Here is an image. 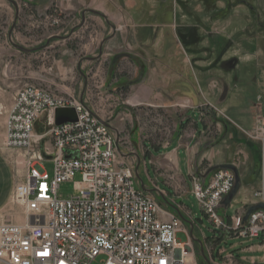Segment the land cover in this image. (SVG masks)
<instances>
[{"label":"rangeland","instance_id":"374dc122","mask_svg":"<svg viewBox=\"0 0 264 264\" xmlns=\"http://www.w3.org/2000/svg\"><path fill=\"white\" fill-rule=\"evenodd\" d=\"M15 1L17 27L25 39L15 42L36 48L24 52L12 46L8 30L14 8L0 0V166L10 167L15 181L0 214L10 210L19 212L17 218L10 214L14 220L23 219L11 201L17 173L24 171L23 153L2 144L4 111L14 92L26 84L79 98L107 122L118 141V159L134 170L138 165L135 187L143 189V184L163 210L175 208L167 189L180 185L176 150L187 143L197 158L211 151L218 157L205 173L231 164L237 168L239 186L258 182L257 194L264 199V141L258 135V126L264 123L263 103L243 90L250 71L244 51L264 48V0ZM84 9L103 13L115 31L101 15L87 12L83 26L71 36L52 38L45 45L52 35L66 36L81 22ZM108 36L112 37L104 43L100 58L84 59L96 56L101 40ZM80 60L84 76L78 69ZM193 112L201 120L198 131L187 116ZM46 125L47 114L37 120L35 130ZM183 155L179 153L185 173ZM43 165L52 174V162L46 160ZM78 180L76 173L72 181L62 182L58 196L76 195L74 181ZM183 202L189 214L180 215L189 234L192 230L193 237L203 242L215 240L208 255L210 264H254L250 257L262 255L246 248L263 243L264 232L258 237L221 236L193 194ZM236 208L221 207L218 213L230 218ZM193 244L199 260L208 264L200 258L198 243L193 240ZM228 254L233 262L227 260Z\"/></svg>","mask_w":264,"mask_h":264},{"label":"built area","instance_id":"2783aa9c","mask_svg":"<svg viewBox=\"0 0 264 264\" xmlns=\"http://www.w3.org/2000/svg\"><path fill=\"white\" fill-rule=\"evenodd\" d=\"M65 107L76 110L77 120L51 124L52 112ZM45 114L47 125L36 131ZM258 135L264 141L262 122ZM2 146L22 151L24 171L17 173L11 195L22 221L10 210L0 214V264L203 263L193 239L178 242V231H187L181 215L163 210L147 190L135 187V170L117 157L114 129L81 99L33 84L18 88L6 112ZM76 173L77 194L59 197V185ZM49 176H56V186H48ZM234 185L235 174L227 168L207 178L191 176L192 194L221 236L257 237L264 232V209L251 211L246 220V211L230 218L218 213ZM214 242L202 241L207 258ZM226 258L235 260L232 254Z\"/></svg>","mask_w":264,"mask_h":264},{"label":"crops","instance_id":"0c3cea01","mask_svg":"<svg viewBox=\"0 0 264 264\" xmlns=\"http://www.w3.org/2000/svg\"><path fill=\"white\" fill-rule=\"evenodd\" d=\"M16 4L17 6L12 4L15 15H14L13 22L8 30V39L13 47L15 46L13 45L12 42H15V40L25 41V39L23 40L20 37L21 34L19 33V30L17 27L18 22H19V7H18L17 2ZM16 15H18V19L16 22L17 25L13 30H11V27L15 21ZM104 20L107 22L108 19L107 20L104 19ZM10 32H11V35H10ZM26 35L31 36L28 33H26ZM35 48L36 47L30 48V49H35ZM244 53H245L244 63L246 64L247 68L250 69V71L248 72V77L245 76L246 84H244L243 90L245 93L249 94L250 99H255L256 96L260 97L263 103V114H264V48H260L259 51L251 50V49L245 50ZM235 97L237 98L238 96H235ZM10 104L7 106L6 110L4 111L5 113L7 112ZM187 116L193 119L195 126L197 127L196 130L198 131L201 128L200 125L202 124H201V120L198 117H196L197 112L189 113L187 114ZM172 143L173 142H171L170 145H172ZM189 145L190 144L187 143L186 146H181L180 148H178V150H176V156H177L176 168L177 169H176L175 174H176V180L180 182V185L178 186L173 185L171 188L167 189L169 195L172 196L170 200L176 202L175 208H172V210L170 211L179 216L180 214H183L185 216L189 214L187 207H185L184 205L183 199L186 195L190 193L192 194L191 175L193 174V172L198 171L200 176L207 178L209 174L205 173V171L211 164L216 163L218 160V157L214 156L212 151L211 153L206 152L207 154L205 158L203 157L201 153H200V156H201L200 158L193 156V154L189 152V148H190ZM198 147H202V146L198 145ZM180 152H183L184 154L183 156L185 159V173L180 167V157H179ZM14 182H15L14 175L10 167L2 168L0 166V203H1L0 207L5 208L7 201H8L9 194L13 189ZM260 187L261 185L258 182H255V183H245L244 182L243 184L241 183L235 195L233 196V198L228 204H225L223 200L222 202L223 207L236 206L237 208L235 210V213H240V212L246 211L251 205H255L260 202H263L262 200L263 198L261 199L257 194ZM246 250L262 252V255L259 258L258 257L255 258L251 256L250 259H251V262H253L254 264H264V242L259 243L257 245H252L251 247L246 248Z\"/></svg>","mask_w":264,"mask_h":264},{"label":"water","instance_id":"95a60500","mask_svg":"<svg viewBox=\"0 0 264 264\" xmlns=\"http://www.w3.org/2000/svg\"><path fill=\"white\" fill-rule=\"evenodd\" d=\"M8 1H10L13 5L17 6V4H16V2L14 0H8ZM44 1H48V0H44ZM87 12H92V13L99 14L104 19L107 20V17L103 13H101L99 11H96V10H93V9H84L82 11V13H81V22L79 24L73 26L71 28L70 32L66 36L53 35V36L49 37L47 39L45 45H48L52 38H64L65 39V38H68L69 36H71V34L75 31V29L80 28V27L83 26V24L85 22V14ZM17 16L18 15H16V17H15V21H14L12 27H11V30L13 29L15 23L17 22ZM107 22L111 25L113 31H115V29H116L115 25L111 24L108 20H107ZM10 35H11V32H10ZM111 37L112 36H108V37L104 38L101 41V43L99 45V52H98V54L96 56L85 57L84 59L95 60V59L100 58V56H101V54L103 52L102 48H103L104 43L108 39H110ZM12 43L17 49H19L21 51H24V52H31V51L34 50V49L23 47V46L15 43V42H12ZM82 60H80L78 62V69L80 70V73L84 76V73L81 71V68H80V64H81ZM86 85L87 84H86V81H85L84 89L86 88ZM51 117H52L51 124L60 125V124H63L65 122H74V121H76L77 120V113H76V110L73 107L57 108V109H55L52 112ZM117 142L118 141L116 139V145H117ZM137 167H138V165L135 168V174H136V177L139 178L138 173H137ZM221 168L231 169L234 172V174H235V185H234L233 189L230 191V193L224 199V203L228 204L231 201V199L233 198V196L235 195V193H236V191H237V189L239 187V174H238L237 168L235 166L231 165V164H224V165L221 166ZM142 188L144 190L148 191V189L143 184H142ZM258 208L264 209V202H260V203L255 204V205H251L245 212L244 220L247 219V217L251 213V211H253L255 209H258ZM190 236L192 237V239L194 241H196L199 244V246H200V255L203 258V260L206 261L208 264H210L209 259L207 258V256L204 253V248H203L202 241L200 239H196V238L193 237L192 230H190Z\"/></svg>","mask_w":264,"mask_h":264},{"label":"bare ground","instance_id":"6f19581e","mask_svg":"<svg viewBox=\"0 0 264 264\" xmlns=\"http://www.w3.org/2000/svg\"><path fill=\"white\" fill-rule=\"evenodd\" d=\"M48 186H56V176H49ZM13 216L17 218L19 216V212H14ZM181 236L182 238H180ZM186 240H192V237L190 236L189 232L188 231H178L179 244H186Z\"/></svg>","mask_w":264,"mask_h":264},{"label":"flooded vegetation","instance_id":"af4514ba","mask_svg":"<svg viewBox=\"0 0 264 264\" xmlns=\"http://www.w3.org/2000/svg\"><path fill=\"white\" fill-rule=\"evenodd\" d=\"M17 19H18V16H17ZM16 25H17V24L15 23V25H14L13 29L16 27ZM13 29H12V30H13ZM52 36H53V35H52Z\"/></svg>","mask_w":264,"mask_h":264}]
</instances>
